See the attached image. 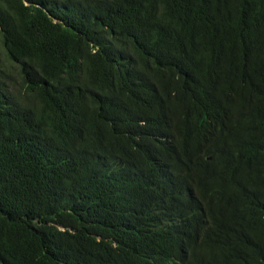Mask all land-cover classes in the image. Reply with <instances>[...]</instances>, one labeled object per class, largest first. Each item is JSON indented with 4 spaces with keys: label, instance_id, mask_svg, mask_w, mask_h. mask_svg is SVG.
Instances as JSON below:
<instances>
[{
    "label": "trees",
    "instance_id": "16d2710c",
    "mask_svg": "<svg viewBox=\"0 0 264 264\" xmlns=\"http://www.w3.org/2000/svg\"><path fill=\"white\" fill-rule=\"evenodd\" d=\"M0 264H264V0H0Z\"/></svg>",
    "mask_w": 264,
    "mask_h": 264
},
{
    "label": "rangeland",
    "instance_id": "374dc122",
    "mask_svg": "<svg viewBox=\"0 0 264 264\" xmlns=\"http://www.w3.org/2000/svg\"><path fill=\"white\" fill-rule=\"evenodd\" d=\"M0 63L2 69V80L15 94H25V88L22 85L21 78L19 76L18 64L10 61L7 57V52L2 41V35L0 32Z\"/></svg>",
    "mask_w": 264,
    "mask_h": 264
}]
</instances>
